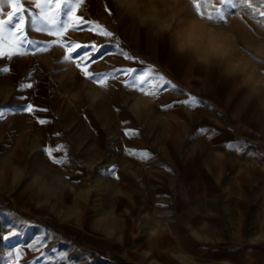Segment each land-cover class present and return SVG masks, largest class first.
<instances>
[{"label":"rangeland","instance_id":"obj_1","mask_svg":"<svg viewBox=\"0 0 264 264\" xmlns=\"http://www.w3.org/2000/svg\"><path fill=\"white\" fill-rule=\"evenodd\" d=\"M213 3L218 6V0ZM261 3L264 0H253L256 7ZM180 8L183 18L207 21L229 34L232 59L246 70L244 74H229L214 63L193 66L189 57L174 50L167 37L154 34L145 20V0H85L76 15L97 21L114 33L111 38L90 31L84 24L79 26L81 30H69L62 37L26 26L29 39L57 43L35 53L26 45L23 56L10 60L0 57V67L9 68L0 76V107L34 106L32 113L9 112L0 119V198L33 218H47L91 234H96L97 219L104 208L112 204L113 187L103 171L107 158L98 156L97 150L112 149L114 136L109 130L114 117L127 110L131 102L150 100L151 96L126 88L124 82L131 77L125 74L109 77L105 88L82 77L74 62H63L67 49L59 44L65 42L102 45L104 51L112 53L92 64L90 71L134 68L135 76L152 65L153 76L161 74L182 90L161 85L160 92H167L172 100L183 98L187 88L207 87L217 91L219 101V90L230 89L227 111H231L234 127L264 148V87L257 84L264 81V17L246 8L236 15L238 10L232 9L227 23L211 24L207 19L185 16L191 10L188 0H183ZM111 42L125 43L129 48L126 52L135 59H126ZM248 75L251 80H246ZM27 83L32 88L20 87ZM40 119L46 123L40 124ZM43 149L52 150L53 157ZM59 157L68 162L52 163ZM116 197L119 199V193ZM81 243L89 248L94 240L83 238ZM60 253H67L65 264H118L121 258L136 262L115 252L91 257L63 233L20 213L0 210V264H59Z\"/></svg>","mask_w":264,"mask_h":264},{"label":"crops","instance_id":"obj_2","mask_svg":"<svg viewBox=\"0 0 264 264\" xmlns=\"http://www.w3.org/2000/svg\"><path fill=\"white\" fill-rule=\"evenodd\" d=\"M193 89L131 102L114 117L112 149L97 150L103 171L114 169L106 176L113 201L96 234L81 231L96 239L84 252L140 264H264V148L234 127L230 89L219 101L217 91ZM191 96L211 108L174 103ZM237 140L246 145L240 152L225 147Z\"/></svg>","mask_w":264,"mask_h":264},{"label":"snow or ice","instance_id":"obj_3","mask_svg":"<svg viewBox=\"0 0 264 264\" xmlns=\"http://www.w3.org/2000/svg\"><path fill=\"white\" fill-rule=\"evenodd\" d=\"M85 0H0V57H7L9 60L13 56H23L25 54V46H32L34 53L43 52L52 44H56L57 41L53 40L50 43L43 44L38 43L28 38L25 35V28L29 30H35L36 32H46L50 36L62 37L69 30L79 31L80 25H88L89 30H96L98 34L104 37H113L114 33L108 31L105 27L100 25L97 21L86 20L83 15H76L77 9L84 4ZM191 10L185 13L187 17H198L200 19H207L211 24H219L220 22L227 23V15H231L230 10L237 9L235 13L239 15L240 11L245 8L251 10L253 15L258 14L264 17V3H261L260 7H256L253 4V0H218V6L213 3V0H188ZM27 5V7H26ZM34 6V7H33ZM32 8V11L29 9ZM212 8L214 11H209ZM38 10V11H36ZM63 16V19L61 18ZM61 48H66L67 51L63 56V62H74L76 68L80 71L82 77L89 81L98 84L100 87H107V81L109 77L115 78L119 74H125L131 77L130 81H125V87L136 89L145 95L155 97L161 91V85H167L173 91H182L177 87L175 83L166 79L161 74L153 76V66L148 65L146 70H142L139 74L133 76L132 73L136 72V69H114L111 72H95L90 71L92 64H95L98 60H103L105 56L112 53L104 51V46L95 44L80 45L74 42L60 43ZM117 50L126 59H135L131 57L126 51L119 48L116 45ZM79 61L78 63H76ZM9 72L8 67H0V76ZM148 77H152L148 79ZM20 87L32 88V84H21ZM151 89L149 91L148 89ZM166 90V89H165ZM23 99V97H19ZM186 105L188 107L204 106L211 108V105L206 101L199 99L195 96H191L184 101L174 102ZM166 109H171L174 104H168L163 106ZM34 106L32 103H26L22 106H17L12 109H5L0 107V119H3L9 112H28L32 113ZM40 111H47V109H41ZM40 124L46 123L44 119L39 120ZM200 133H205L214 130L201 128ZM64 147V146H60ZM228 150H235L240 152L246 147L243 141L229 142L225 145ZM47 156L52 158L53 151L43 149ZM59 151V148L56 149ZM130 155L139 157L141 160L148 159L150 153L148 152H130ZM249 156L258 155L253 152L246 153ZM264 159V157H260ZM67 159L63 157L52 159V163L60 165L67 163ZM105 172L108 175L114 174V169H106ZM15 235V233H11ZM19 249L16 250L19 254ZM11 255V253H9ZM67 253H60L57 257L59 264H65ZM74 264V262H73Z\"/></svg>","mask_w":264,"mask_h":264},{"label":"clouds","instance_id":"obj_4","mask_svg":"<svg viewBox=\"0 0 264 264\" xmlns=\"http://www.w3.org/2000/svg\"><path fill=\"white\" fill-rule=\"evenodd\" d=\"M145 3V20L154 34L167 37L174 50L189 57L193 66L214 63L229 74L245 73L232 59L229 34L207 21L183 18L180 8L183 0H145ZM246 80H251V76ZM257 84L264 87V81Z\"/></svg>","mask_w":264,"mask_h":264},{"label":"trees","instance_id":"obj_5","mask_svg":"<svg viewBox=\"0 0 264 264\" xmlns=\"http://www.w3.org/2000/svg\"><path fill=\"white\" fill-rule=\"evenodd\" d=\"M111 43L115 44V45L118 44L121 49H123L127 52L129 51L128 46L123 42H111ZM0 210L13 211V212L20 213L22 216L28 218L29 220L34 221L37 224L47 226L57 233H63L65 236L71 238L73 240V242L78 246V248H80L82 251H85V248L83 247V244L81 243L83 236H81V232L77 228L71 227V226L66 225V224L58 223L54 220H50L47 218H33L28 214H24V213L16 210L11 205V203L6 201L4 198H0ZM86 239H92V240H94V244L96 243V240L91 238V237H87ZM90 256L95 257V254L90 253Z\"/></svg>","mask_w":264,"mask_h":264},{"label":"water","instance_id":"obj_6","mask_svg":"<svg viewBox=\"0 0 264 264\" xmlns=\"http://www.w3.org/2000/svg\"><path fill=\"white\" fill-rule=\"evenodd\" d=\"M118 264H138L134 261H131V260H125V259H122L118 262Z\"/></svg>","mask_w":264,"mask_h":264}]
</instances>
